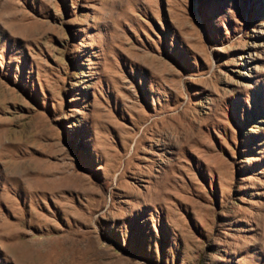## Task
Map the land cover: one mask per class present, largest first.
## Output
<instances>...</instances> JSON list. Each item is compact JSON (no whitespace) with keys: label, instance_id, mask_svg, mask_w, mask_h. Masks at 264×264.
I'll list each match as a JSON object with an SVG mask.
<instances>
[{"label":"rangeland","instance_id":"rangeland-1","mask_svg":"<svg viewBox=\"0 0 264 264\" xmlns=\"http://www.w3.org/2000/svg\"><path fill=\"white\" fill-rule=\"evenodd\" d=\"M0 264H264V0H0Z\"/></svg>","mask_w":264,"mask_h":264}]
</instances>
